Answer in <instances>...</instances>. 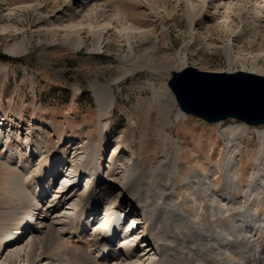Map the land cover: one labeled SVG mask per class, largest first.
I'll return each mask as SVG.
<instances>
[{
	"label": "rangeland",
	"instance_id": "obj_1",
	"mask_svg": "<svg viewBox=\"0 0 264 264\" xmlns=\"http://www.w3.org/2000/svg\"><path fill=\"white\" fill-rule=\"evenodd\" d=\"M160 2L153 6L150 0H0V243L11 227L30 212L22 195L29 196V200L40 195L39 202L45 198V207L54 204L60 197L57 191L66 188L64 175L60 180L57 176L67 170L73 172L89 160L91 150L92 155L101 151L100 160L95 162H99L108 182L105 189H111V183L122 185L128 179V171L117 160L121 155L125 157V147L133 150L134 156L141 159V167L149 171L145 188L154 192L156 207L165 200L162 183L172 193L171 205L177 209L173 206L174 212L163 217V227L157 234L163 243L168 240L164 247L167 245L172 252L169 254L174 264L182 263L176 255L183 250L178 248L175 255L170 246L187 242L196 249L200 245L191 237L185 219L191 227L208 234L206 240L219 238L224 207L222 203L210 204V192L202 193L207 185L200 178H213L214 188L221 189L236 167L246 194L257 176L264 125L248 126L234 118L211 124L187 115L177 104L168 82L173 71L188 66L208 72L248 71L264 75V14L255 22L260 34H253L255 29L250 22L242 25V51L237 54L234 49V57L228 59L231 29L241 25L237 19L227 24L215 14L213 5L205 8L202 15L207 27H190L186 0L179 5L174 0ZM164 3L172 11L170 14L161 6ZM99 11L101 15L95 18ZM122 15L132 19L129 25L117 19ZM254 40L256 46L250 43ZM101 86H108L114 93L111 108L100 107L94 90ZM163 108L167 116L160 120ZM61 156L68 163L58 172L55 159ZM232 158L235 167L230 162L227 174L226 163ZM261 158L264 163V152ZM92 163L91 160L89 165ZM19 170L23 171L22 182L17 181ZM161 175L164 180L159 184L156 178ZM86 182L82 178L72 192L77 191L81 197L89 194L93 188L85 190ZM262 188L264 192V185ZM114 193L107 210L114 208L117 196L125 194L126 202L117 200L119 217L125 221L123 228L128 230L133 221L144 228V198L139 202L131 193L122 192L121 187L115 188ZM241 194L239 190L240 198ZM263 201L256 205L260 212L264 211ZM71 203L63 204V211L74 214ZM237 207L240 208L234 206L230 213H236ZM165 209L163 205L160 211L164 214ZM112 220L113 216L106 218L96 231H103ZM63 226L64 223L55 224L56 234ZM29 231L20 246H27ZM46 235L37 233L40 238ZM129 235L126 249L132 250L139 246L136 238L141 237V231ZM64 237L65 243L58 247H48L43 241L47 258H39L37 264H87L86 260L70 262L65 249L68 243L72 246L76 237ZM12 247L0 253V264H9V258L15 255ZM200 247L198 251L203 250ZM155 254L152 251L146 256L144 252L146 257L141 254L132 260L147 264L156 260ZM210 258L212 261L197 252L186 260L190 264H210L213 260L220 264L223 260L218 255ZM26 263V256L17 262Z\"/></svg>",
	"mask_w": 264,
	"mask_h": 264
},
{
	"label": "bare ground",
	"instance_id": "obj_2",
	"mask_svg": "<svg viewBox=\"0 0 264 264\" xmlns=\"http://www.w3.org/2000/svg\"><path fill=\"white\" fill-rule=\"evenodd\" d=\"M160 1L161 0H150V4H152L153 6L156 4L159 5L161 3ZM174 1H176L177 5L181 3V0ZM199 1L201 2V4L198 5L197 3ZM186 3H188L187 11L188 19L190 21V27H197L199 25L204 28L207 27L202 19V15L206 11L205 8L213 5L215 14H218L219 19L224 20L225 22H227V24H229L230 21H234L236 19L240 22L241 25H237L235 28L231 29V33L229 36L230 43L228 44L227 50L228 59L234 57V49H236L237 54L242 51L241 46H239V44H242V42L245 41L242 25L245 22H250L252 27L255 29V32H253V34L257 35L258 32L257 28H255V22L260 19L261 14H264V0H186ZM161 6L166 11H168L169 14L172 12L168 9V6H166L165 3L161 4ZM82 8L83 9L81 10V12L85 10L84 6H82ZM99 15H101L100 11L97 12V14L95 13L94 17L97 18L99 17ZM117 19L120 20V23L123 22L128 25L129 21L132 20L129 18V16L127 17L124 15H122L121 17L119 16ZM256 41H250V43L256 46ZM230 44L236 45V47H231ZM94 93L96 94L100 107H102L103 109L111 108L115 102L114 93H112L108 86L98 87L94 90ZM164 110L165 108L162 109L163 112H161V114L159 115L160 120H164L167 116L165 115ZM124 149H126L123 150V152L125 153V157L121 155L117 160V164L121 165L125 172L128 171V179L122 182V185L111 183V189H105V185L108 182H106V179H104L105 176L102 175L103 172L101 171L102 169L100 165H98L99 162H95L97 160H100L101 151H95L94 155H92V152L94 150H91V153H89L88 157L89 160H85L78 167H76L73 172H71V176L73 177L78 178L79 176V178L84 177L87 179V184L83 188L88 187L89 184L92 183L91 187L93 189H91V192H89V194H87L86 196L81 197V195L78 194L77 191L72 192L76 188V186H73V188L68 187L67 189L57 191L60 194V197H58L59 199L54 204H49L47 207H45L43 205V202H45V198L42 200V202H39L40 195L37 194L29 200V196L23 194V191L20 192L21 194H23V199L28 203L27 208L30 207V212L21 217V219L11 227V230L2 237L0 246L2 245L4 240L6 241L9 239V242L5 244L1 252L6 251L7 248L12 245V248L16 249H14L15 255H12L9 258V264H17V262L23 260V257L25 256L27 257L26 264L39 263V258H47L44 250H42V242L44 241V243L48 247L52 244L55 247H58L65 243L66 238L64 237V235L67 234H69L70 237H76L72 240L74 242H72V246H68V243V249H65V251L68 253V259L72 263L86 260L87 264H135L132 259H134L136 256H138L139 258V256L143 254L142 256L146 257L150 254V252L156 251V260H153L152 262L150 261V263L147 261V264H174L172 262L171 254H169L172 252H169V248H167V245L166 247H164L168 240L163 243L164 239H159L157 234L158 229L160 227H163V217L174 212V205H171V198H169V196L172 197V193L171 191L168 192L166 189L167 185L165 183L163 185L162 183V185L160 186L163 188L164 193L166 192V196L165 200L157 205L159 208L156 207L155 203L153 202L154 192H149L145 188V182L146 180H148L147 178H149V171L141 167V159L138 156H134L135 153L133 150L128 147H125ZM263 152L264 145H262L259 150V158L257 157L258 171L256 170L257 173L255 172L257 176H254L255 178L251 180L249 190L246 194L242 189L238 174V168L234 166L233 158L228 159L226 163V172L227 170H229L227 168V165L230 162L231 165L233 164L235 169H233L231 174L223 181L222 185H224V188H214L215 185L213 178L211 179L207 177L208 180H206L204 177V179L200 178L202 184L207 185L205 186L206 191L202 193L210 192V194H208V200H210V204H213L215 202L223 204L224 208L222 206L220 207L223 208L222 215H224L225 219L223 221V226L220 228V231H218L219 238L215 240L212 238L206 240L207 236L205 235L208 234H205L202 229H200L199 227H191V222L187 219L183 221L186 224V227H188L189 229L191 228L192 232H188L192 233L191 237L193 236V240H196V242L200 244L198 245L197 243H194V245H198L199 248H201L200 246H202L203 250L201 249V251H198V247H196L195 249L194 246L191 247V245H188L189 243L187 242L176 243L174 241V244L176 243V245L173 244L174 246H170V249L172 248L174 250L175 255L179 253L177 251L178 248L183 250L182 253L184 254L180 253V255H176V259L180 258V263L182 262L181 264H190L191 262L186 259H190L193 254L197 252L200 253V256H205V258L209 259V261H212L210 256H222L223 260L220 264H264V211L260 212L256 207L257 204H260V201L264 200V192L262 188V185H264V163L262 161L263 158H261ZM130 153L132 154V156L128 157V154ZM78 156L79 155H77V157ZM91 160L93 163L89 165ZM55 163L58 167L59 172V170L61 171V168L63 169L66 167L65 165L68 163V161H65V158L61 156L55 159ZM93 165L94 168L96 167V169H93ZM18 173L19 174L17 177V181L22 182L24 177L23 171L19 170ZM162 180H164V177L162 175L161 177L156 178V181L159 184L160 182H162ZM118 187H121L122 192L124 191L125 193H131L132 195H134L135 199H137L139 202L141 201V198H144V200L147 202L146 205H141V208L143 210V214L145 213L146 215L144 218H142V220H144L143 225L148 224L149 230H144L142 232L140 225L137 226L138 231H141V237L138 239L136 238V243L139 246H135V249L129 247V249L132 250L126 249V247L130 245L131 235H129V232L131 230L130 228H128V230H125L123 228L125 221H123L122 216L119 217L120 209L119 207H117V200H119L120 202H123L125 200L126 202V198L124 197L125 194L123 197H120V195L116 197V203L114 204V208L112 210H107L108 207H106V205L111 201L112 197L115 194V188ZM48 189L49 188L45 189V191ZM239 190L242 191V198L238 196ZM70 202H72L70 208L75 211L74 214H69L67 213V211H63L65 209L63 208V204H69ZM148 204L152 208L148 207ZM202 204L204 203L202 202ZM163 205L166 206L164 214L160 211ZM237 205L240 206L239 209L237 207V212L234 214L230 213L231 209L233 210L234 206L236 208ZM103 210H105L104 213ZM59 211L62 212L60 213ZM126 211L128 212V210ZM55 212H59L60 214L54 216L53 214ZM122 212L125 213V211L123 210ZM32 216H34L33 220L28 223L26 229L23 228L24 224ZM110 216H113V220L108 225H106L107 227H105V231H101V234L97 232V225L101 224L104 220H106V218ZM62 217L64 218L63 220H61ZM53 218H56L57 220L59 219V221H50ZM36 221H38L37 224H39L37 226H35ZM63 223V228L59 229L58 233L56 234L55 224L62 225ZM136 224L137 223L135 221L130 223V225H132L133 227ZM20 227L21 229H19ZM27 231L31 232V239L29 240L26 247L20 246L19 242L22 241V237ZM40 232L43 234L46 233V237H37V233ZM92 236L93 238H91ZM38 244L40 246H38ZM183 246H187L188 248ZM29 247L30 249H28ZM93 247L95 249H93ZM166 248L168 250L165 253ZM82 251L84 252L82 253ZM144 252L146 256L144 255ZM213 261L214 262L210 264H215L216 260ZM48 263L49 262H45L44 264Z\"/></svg>",
	"mask_w": 264,
	"mask_h": 264
},
{
	"label": "water",
	"instance_id": "obj_3",
	"mask_svg": "<svg viewBox=\"0 0 264 264\" xmlns=\"http://www.w3.org/2000/svg\"><path fill=\"white\" fill-rule=\"evenodd\" d=\"M168 85L188 115L215 124L235 118L264 125V75L248 71L208 72L188 66L173 71Z\"/></svg>",
	"mask_w": 264,
	"mask_h": 264
}]
</instances>
